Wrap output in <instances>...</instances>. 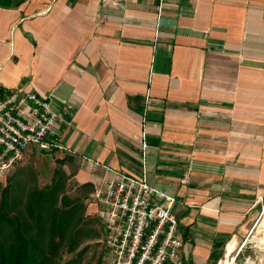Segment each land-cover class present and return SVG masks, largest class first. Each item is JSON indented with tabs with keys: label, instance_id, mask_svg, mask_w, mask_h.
Returning a JSON list of instances; mask_svg holds the SVG:
<instances>
[{
	"label": "crops",
	"instance_id": "obj_1",
	"mask_svg": "<svg viewBox=\"0 0 264 264\" xmlns=\"http://www.w3.org/2000/svg\"><path fill=\"white\" fill-rule=\"evenodd\" d=\"M16 87L58 114L42 151L87 214L143 166L175 197L185 264L235 254L264 211V0H0V96Z\"/></svg>",
	"mask_w": 264,
	"mask_h": 264
},
{
	"label": "built area",
	"instance_id": "obj_2",
	"mask_svg": "<svg viewBox=\"0 0 264 264\" xmlns=\"http://www.w3.org/2000/svg\"><path fill=\"white\" fill-rule=\"evenodd\" d=\"M58 122L49 99L35 92L16 87L0 96V179L23 158L27 146L58 148ZM92 197L101 205L104 264H185L173 212L176 199L149 183L145 166L141 175L107 179Z\"/></svg>",
	"mask_w": 264,
	"mask_h": 264
},
{
	"label": "trees",
	"instance_id": "obj_3",
	"mask_svg": "<svg viewBox=\"0 0 264 264\" xmlns=\"http://www.w3.org/2000/svg\"><path fill=\"white\" fill-rule=\"evenodd\" d=\"M65 181L64 171L61 168L55 169L50 183L44 187L34 188L29 194V199L26 200V197L23 202L20 194L15 193L16 189L23 192V187L20 188L17 183L10 182L1 190L0 264H48L53 261L64 240H67L68 252L77 247L80 239L76 228L83 220L84 207L78 199L69 200L64 194L61 196L63 200L60 201L63 202L61 204L63 208L57 206V200L61 195L59 192ZM11 188V193L17 198L11 197L12 202L9 203ZM50 200L53 201L51 204ZM11 209L13 213L10 214ZM40 224L49 230L48 237L44 229L43 232L40 231L42 230ZM38 227L39 234L35 232L31 234L32 229ZM68 261L71 260H66L63 264H67Z\"/></svg>",
	"mask_w": 264,
	"mask_h": 264
},
{
	"label": "rangeland",
	"instance_id": "obj_4",
	"mask_svg": "<svg viewBox=\"0 0 264 264\" xmlns=\"http://www.w3.org/2000/svg\"><path fill=\"white\" fill-rule=\"evenodd\" d=\"M36 148V146L31 145L26 147L23 158L15 163V165L0 179V192L5 186L10 184V182L12 184L17 183L20 188L23 187V192L20 189H18V191L16 189L15 193L20 194L23 202L26 197V200L29 199V194L34 188L44 187L50 183L55 169L60 170L59 162L55 155L49 154L48 151L37 150L38 148ZM11 192L12 188L9 193V203L12 202L11 197L17 198V196ZM59 194L61 195L57 200V206L60 207V209L63 208L61 206L63 202H60L63 200L61 199V196H63L62 194L69 200L78 198L84 207V211L82 210V212H84V217L76 228L80 239L77 247L72 252H68L67 240H64L55 258L48 264H63L66 260H71L68 261L67 264H104L107 256V247L104 244V230L97 216L86 213L84 206L86 201L76 197L74 192L71 191V187H67L66 182H64ZM52 202V200L49 201L50 204ZM21 205L23 207V204ZM6 209L7 206L5 205V211ZM9 212L10 214L13 213L12 209ZM39 219L42 220V218ZM72 221L71 223L74 225L75 219ZM40 226L42 227V224H40ZM41 229L40 231L42 232L43 229L45 230L44 233L48 237L50 234L49 230L44 228V226ZM34 232L35 234H39V227L38 229H32L31 234ZM38 242L40 243L41 241ZM221 261H225L226 263L224 264H264V211L261 212L252 230L245 241L239 246L236 253L228 258H223L220 262Z\"/></svg>",
	"mask_w": 264,
	"mask_h": 264
},
{
	"label": "bare ground",
	"instance_id": "obj_5",
	"mask_svg": "<svg viewBox=\"0 0 264 264\" xmlns=\"http://www.w3.org/2000/svg\"><path fill=\"white\" fill-rule=\"evenodd\" d=\"M224 263H226V262H223V263H221V264H224Z\"/></svg>",
	"mask_w": 264,
	"mask_h": 264
}]
</instances>
